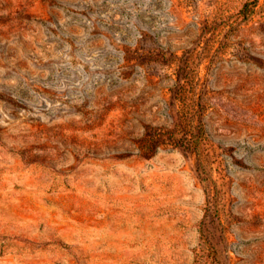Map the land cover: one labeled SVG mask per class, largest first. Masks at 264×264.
<instances>
[{
  "label": "rangeland",
  "instance_id": "1",
  "mask_svg": "<svg viewBox=\"0 0 264 264\" xmlns=\"http://www.w3.org/2000/svg\"><path fill=\"white\" fill-rule=\"evenodd\" d=\"M0 264H264V0H0Z\"/></svg>",
  "mask_w": 264,
  "mask_h": 264
}]
</instances>
